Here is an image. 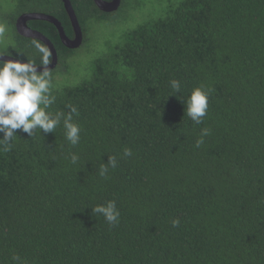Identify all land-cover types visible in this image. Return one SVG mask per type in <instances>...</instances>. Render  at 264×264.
<instances>
[{
	"label": "trees",
	"instance_id": "16d2710c",
	"mask_svg": "<svg viewBox=\"0 0 264 264\" xmlns=\"http://www.w3.org/2000/svg\"><path fill=\"white\" fill-rule=\"evenodd\" d=\"M9 1L12 41L0 54L41 64L35 45L48 47L18 34L23 13L51 14L74 36L63 0ZM71 2L83 43L92 21L127 7ZM28 24L58 52L48 111L60 123L33 136L17 129L11 148L0 146V264H264V0H170L123 31L78 83L55 80L78 49L50 22ZM196 87L208 93L199 124L186 104ZM69 113L81 129L75 145ZM109 200L116 224L94 211Z\"/></svg>",
	"mask_w": 264,
	"mask_h": 264
},
{
	"label": "clouds",
	"instance_id": "9594fccd",
	"mask_svg": "<svg viewBox=\"0 0 264 264\" xmlns=\"http://www.w3.org/2000/svg\"><path fill=\"white\" fill-rule=\"evenodd\" d=\"M5 32V27L0 25V35ZM41 54V66L44 70L37 72V65L32 61L10 58L0 59V132L4 133L0 139V146L7 151L12 146L13 138L16 137L15 130L22 129L33 136L36 130L50 132L57 128L60 123V116H52L48 111L53 104L55 96L51 95V72L48 69L49 50L40 44L35 45ZM2 56V54H0ZM171 89L181 88L179 80L170 81ZM187 115L199 124L208 110V93L201 87L194 88L186 100ZM72 112L76 108L72 107ZM67 140L75 145L80 140V126L72 121L71 113L64 119ZM208 134L207 129L201 132V139L197 140V147L203 143V136ZM11 141V143H10ZM123 155L131 156L132 152L125 149ZM76 156L71 157L72 164H75ZM115 168V158L110 161ZM107 172V168L101 167V175ZM96 213H102L109 224H116L119 221V210L114 201L109 200L107 205H98L94 208ZM174 226L179 224V220L172 221ZM13 260L19 259L13 256Z\"/></svg>",
	"mask_w": 264,
	"mask_h": 264
},
{
	"label": "rangeland",
	"instance_id": "374dc122",
	"mask_svg": "<svg viewBox=\"0 0 264 264\" xmlns=\"http://www.w3.org/2000/svg\"><path fill=\"white\" fill-rule=\"evenodd\" d=\"M126 2L127 7L119 16L112 17L107 22L92 21L90 23V31L86 36L87 41L69 59L67 65L69 75L58 74L55 78L56 81L78 83L87 78L93 70L95 57L104 51H109V45H114L123 31L133 29L140 23L161 15L170 0H126ZM11 6L9 0H0V25L5 27V32L0 35V48L3 50L12 41V30L5 19Z\"/></svg>",
	"mask_w": 264,
	"mask_h": 264
},
{
	"label": "water",
	"instance_id": "95a60500",
	"mask_svg": "<svg viewBox=\"0 0 264 264\" xmlns=\"http://www.w3.org/2000/svg\"><path fill=\"white\" fill-rule=\"evenodd\" d=\"M94 2L101 11L106 13L116 12L122 4V0H94ZM63 3L71 20V24L75 35L74 38H71L70 36L67 35L61 21L51 14H46L41 12L23 13L16 20V30L18 34H20L23 37L40 40L48 47L52 55V60L48 64V69L50 71L54 70L59 63V56L56 47L48 36H46L44 33L36 29L31 28L28 22L31 20H43L50 22L56 27L61 41L67 48L70 49L80 48L84 40L82 26L79 22V19L77 17V14L75 12L71 0H63ZM10 58L20 59L8 54H2V56H0V59L2 60H7ZM43 70H44L43 66L37 65L38 73L42 72Z\"/></svg>",
	"mask_w": 264,
	"mask_h": 264
},
{
	"label": "flooded vegetation",
	"instance_id": "af4514ba",
	"mask_svg": "<svg viewBox=\"0 0 264 264\" xmlns=\"http://www.w3.org/2000/svg\"><path fill=\"white\" fill-rule=\"evenodd\" d=\"M32 28V27H31ZM33 29H35V28H33ZM36 30H38V29H36ZM38 31H40V30H38ZM41 32V31H40ZM59 34V33H58ZM75 36V35H74ZM74 36L73 37H71V38H74ZM79 49V48H78Z\"/></svg>",
	"mask_w": 264,
	"mask_h": 264
}]
</instances>
